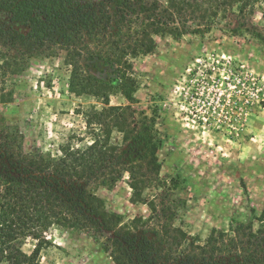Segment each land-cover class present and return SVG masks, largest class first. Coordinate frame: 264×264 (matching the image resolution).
Instances as JSON below:
<instances>
[{
    "label": "trees",
    "instance_id": "1",
    "mask_svg": "<svg viewBox=\"0 0 264 264\" xmlns=\"http://www.w3.org/2000/svg\"><path fill=\"white\" fill-rule=\"evenodd\" d=\"M264 0H0V102L13 100L10 76L31 59L66 52L72 67L70 89L102 98L87 123L92 142L85 148L61 145L60 152L26 151L18 127L0 124V264H38L52 227L105 238L103 250L116 264H264V210L249 221L213 228L201 239L174 222L172 208L146 202L143 192L158 180L162 138L155 118L135 119L130 105H112L118 83L91 74L84 58L131 67L129 57L153 53L155 36L180 38L198 17L194 32L220 12L236 7L253 12ZM264 16V7L262 10ZM140 20V21H138ZM27 31H23L22 28ZM264 42V35L255 32ZM131 79V78H129ZM128 79V80H129ZM125 96L133 101L135 84ZM117 132L123 145L113 141ZM129 174L133 203H148L151 214L126 223L97 194ZM156 224L153 234L144 228ZM37 241L27 253L23 245Z\"/></svg>",
    "mask_w": 264,
    "mask_h": 264
},
{
    "label": "rangeland",
    "instance_id": "2",
    "mask_svg": "<svg viewBox=\"0 0 264 264\" xmlns=\"http://www.w3.org/2000/svg\"><path fill=\"white\" fill-rule=\"evenodd\" d=\"M263 7L256 2L244 14L229 8L197 32V16L180 19L186 33L156 35V50L129 57L131 67L82 60L98 78L118 80L110 104L130 105L137 120L143 113L155 118L161 169L143 196L159 208L170 206L175 224L201 239L264 210V42L255 33L264 35ZM57 51L31 59L23 73L10 76L13 100L0 102V124L19 128L26 151L85 148L92 142L88 111L105 106L100 97L70 89L72 67L66 52ZM129 78L133 101L124 94ZM113 141L123 145L122 135L115 132ZM128 181L126 173L113 188L97 189L126 223L151 214L148 203L131 201ZM144 228L152 234L159 229ZM45 235L48 244L38 264H116L103 250L105 238L92 232L52 227ZM36 243L28 240L23 250L31 253Z\"/></svg>",
    "mask_w": 264,
    "mask_h": 264
}]
</instances>
